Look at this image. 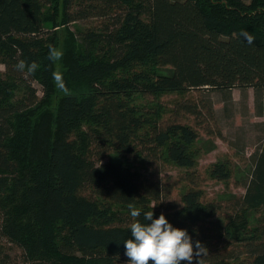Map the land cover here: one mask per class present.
<instances>
[{
  "label": "trees",
  "instance_id": "obj_1",
  "mask_svg": "<svg viewBox=\"0 0 264 264\" xmlns=\"http://www.w3.org/2000/svg\"><path fill=\"white\" fill-rule=\"evenodd\" d=\"M250 87L264 117V0H0V264H128L129 205L187 229L200 264H264V153L243 195L208 199L198 164L216 144L184 123L223 138L191 93Z\"/></svg>",
  "mask_w": 264,
  "mask_h": 264
},
{
  "label": "rangeland",
  "instance_id": "obj_2",
  "mask_svg": "<svg viewBox=\"0 0 264 264\" xmlns=\"http://www.w3.org/2000/svg\"><path fill=\"white\" fill-rule=\"evenodd\" d=\"M249 2L250 0H245ZM90 22L82 21L74 25L86 27ZM4 66H1L3 69ZM35 87H39L35 83ZM39 93L41 91L39 90ZM207 93L215 109V123L212 124L216 132L221 130L223 138L208 136L205 134L203 125L193 116L186 115L184 123L195 126L204 139H213L216 147L209 153L201 155L198 170L203 177L202 188L206 198L212 200H223L236 194L243 195L247 183L250 180L254 165V158L264 153V117L259 114L257 91L250 87L246 90L233 88L232 90H210L202 92L194 90L191 94L194 98L200 99ZM175 95L164 96L161 102L170 105ZM198 122V123H197ZM210 137V138H209ZM218 160L230 161L233 174L227 181L210 177L208 169L212 163ZM179 169L173 165H165L162 168L161 176L170 182H174ZM173 196L180 198L178 189L174 190ZM18 253L16 249L12 252ZM14 257V256H13Z\"/></svg>",
  "mask_w": 264,
  "mask_h": 264
},
{
  "label": "clouds",
  "instance_id": "obj_3",
  "mask_svg": "<svg viewBox=\"0 0 264 264\" xmlns=\"http://www.w3.org/2000/svg\"><path fill=\"white\" fill-rule=\"evenodd\" d=\"M248 43L253 38L244 33ZM63 52L55 46H49L48 59L56 62L61 60ZM39 65L32 61L19 60L16 69L20 72L27 71V74H34ZM52 79L58 89L67 92L62 73L54 71ZM155 207H153L154 209ZM142 211L134 205H129V215L133 222L129 225L131 238L123 241L125 256L128 257V264H200L198 259L206 254L207 249L201 241H193L187 229L174 227L164 214L155 218L154 211ZM143 217V221L139 218Z\"/></svg>",
  "mask_w": 264,
  "mask_h": 264
}]
</instances>
